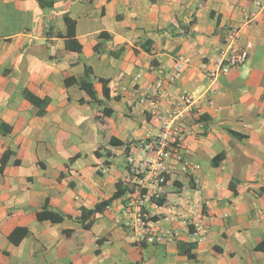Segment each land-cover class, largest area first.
Returning a JSON list of instances; mask_svg holds the SVG:
<instances>
[{
  "label": "crops",
  "instance_id": "0c3cea01",
  "mask_svg": "<svg viewBox=\"0 0 264 264\" xmlns=\"http://www.w3.org/2000/svg\"><path fill=\"white\" fill-rule=\"evenodd\" d=\"M233 27L248 59L220 75L213 108L183 118L189 164L172 158L162 191L179 207H202L205 239L194 243L186 231L167 243L136 241L123 220L126 193L85 227L82 209L125 187L137 152L128 145L159 131L150 89L162 81L174 94L204 96ZM87 68L97 100L66 82ZM26 90L49 99L44 113ZM169 106L161 99L160 110ZM2 122L11 131L0 127V264H264L256 248L264 240V0H0ZM46 203L64 220H39ZM16 227L29 230L18 243Z\"/></svg>",
  "mask_w": 264,
  "mask_h": 264
},
{
  "label": "built area",
  "instance_id": "2783aa9c",
  "mask_svg": "<svg viewBox=\"0 0 264 264\" xmlns=\"http://www.w3.org/2000/svg\"><path fill=\"white\" fill-rule=\"evenodd\" d=\"M238 34L237 27L230 30L225 46L218 50L212 66L207 69L210 85L204 96H196L188 91L174 94L162 81H157L155 87L150 89L153 95L152 113L160 128L154 137L128 145L129 150L137 152L128 155L129 176L125 180V187L126 199L129 201L122 210L124 224L136 241L167 243L180 239L187 231L191 241L198 243L205 239L209 231L208 216L199 204L179 207L176 203L166 201L162 191L172 174L170 160L176 158L184 162L185 166L189 164L184 159L183 118L191 113L197 118L204 109L213 108L214 95L220 92V75L227 74L248 59V51L237 43ZM183 66V58H180L174 73L169 77L170 81L176 80ZM163 98L170 101L166 111L159 109ZM190 166L193 169L197 167L193 164ZM159 199H163L161 203ZM149 204L154 205V210L148 208ZM159 209L165 212L160 213Z\"/></svg>",
  "mask_w": 264,
  "mask_h": 264
},
{
  "label": "trees",
  "instance_id": "16d2710c",
  "mask_svg": "<svg viewBox=\"0 0 264 264\" xmlns=\"http://www.w3.org/2000/svg\"><path fill=\"white\" fill-rule=\"evenodd\" d=\"M40 4V6L42 7H46V6H51L54 4L55 0H37ZM64 20L68 26V35L69 36H73L75 34V21L69 16L68 13L64 14ZM101 35H105L107 37H109V33L107 32H102ZM78 49H80V46L78 47ZM104 87H103V91L105 96H108L109 94V89L107 86V80L106 79H101ZM67 84L70 83H78L79 86L84 89L93 100H97V92L94 88V84L91 80V71L89 68H87L85 76L82 78H67L66 79ZM25 96L32 101L33 103L39 105L40 110L39 113L42 114L44 113L45 110V106L48 104L49 99L48 98H40L37 95H35L34 93H32L30 90H26L25 91ZM203 117V115L201 116ZM0 127H2L3 132H10L11 131V126L2 122L0 124ZM4 127H6L7 129L4 130ZM111 142H113L114 144H119L120 140L111 139ZM10 155V152L7 151L4 153L3 155V159H2V167H4L6 160L8 158V156ZM223 158L224 157V153H221V155L218 156V158ZM214 162V161H213ZM216 163V162H215ZM231 187L234 186V182L231 181ZM126 187L122 186V183L118 182L117 183V191H115V193L108 199L103 200L102 202L96 204L95 207L93 208H83L82 209V213H81V218L83 220V225L85 227H90L91 224L93 223L94 217L97 213L104 211L115 199L120 198L124 193H126ZM163 199H159L158 202H162ZM37 218L39 220H44V219H49L53 222H60L62 220H64L65 215L60 213L57 210H54L53 208L48 206V203L45 204V206L43 207L42 210L38 211L37 213ZM19 233V234H18ZM29 234V230L26 227H16L10 234V238L18 243L20 242V240ZM18 235V236H17ZM256 248L263 250L264 249V240L261 241L259 244L256 245Z\"/></svg>",
  "mask_w": 264,
  "mask_h": 264
}]
</instances>
